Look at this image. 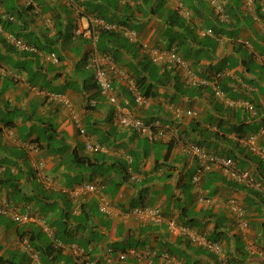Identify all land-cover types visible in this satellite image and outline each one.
<instances>
[{
  "label": "crops",
  "instance_id": "1",
  "mask_svg": "<svg viewBox=\"0 0 264 264\" xmlns=\"http://www.w3.org/2000/svg\"><path fill=\"white\" fill-rule=\"evenodd\" d=\"M11 15L15 20H9ZM91 15L137 31L138 42L100 34L97 50H116L117 68L127 76L135 69L153 83L152 95L143 105L134 102L126 76L113 82L117 103L97 90L93 68L86 64L94 45L88 38L72 36L75 25H87ZM10 34L28 48L13 45ZM140 41L178 50L180 42L188 53L192 77L184 68L144 66L149 59ZM217 75L221 96L214 93ZM119 107L147 122L159 120L171 127L173 137L150 143L121 127ZM243 122L247 134H255V144L264 150V0H0V176L5 166L21 174V199L7 202L23 212L25 198H33L28 208L39 214L43 205L49 223L68 205L76 213L83 206L88 214L78 229L77 223L68 222L69 243L55 235L54 226L46 233L34 222H15L0 214V264H79L70 244L87 249L88 260L95 264H105L106 247L114 255H126L112 264H218L219 255L171 234L169 219L192 220L190 224L205 237L216 235L226 264H264L261 193L246 182L233 181L221 169L193 182L196 159L185 151L193 142L232 151L238 155V168L264 182V162L260 165L247 157L253 156L249 147L236 137ZM54 127L69 147L62 156L48 153L45 143L36 141ZM88 140L100 143L101 150L88 151ZM29 145H37L38 153L29 151ZM74 147L97 160L88 168L68 164ZM130 154L136 155L139 166L128 168L129 178L116 187L120 162H130ZM38 158L43 171L56 178L50 188L35 175L33 161ZM82 182L101 183L99 194L109 202V212L101 209L99 194L65 191ZM40 189L50 195L41 197ZM5 195L0 187V209ZM231 198L248 220L247 227L239 226L241 217L229 205ZM140 204L160 208L163 220L149 223L130 212Z\"/></svg>",
  "mask_w": 264,
  "mask_h": 264
},
{
  "label": "built area",
  "instance_id": "2",
  "mask_svg": "<svg viewBox=\"0 0 264 264\" xmlns=\"http://www.w3.org/2000/svg\"><path fill=\"white\" fill-rule=\"evenodd\" d=\"M9 19H13L12 16H9ZM87 25H82L81 23H77L72 30L73 37H84L88 38L92 41L93 45L97 41V36L100 31H110L117 34L122 35L126 39L131 42H135L138 40L137 32L128 27L125 24L116 23V22H108L103 17L98 16H89ZM208 33H211V30H207ZM8 39L10 42L19 47L27 49L28 46L24 44V42L14 36L9 35ZM142 50L147 54L150 61L155 64H166L169 67L173 68H184L187 71V75L190 74L188 62L176 51L168 50L161 48L155 44H151L147 41H143L140 43ZM87 65L93 67V78L94 82L99 89L100 93L107 97V99L112 103H117V97L113 92L112 80L115 76L121 74L119 70L115 67L111 58L105 54L99 55L96 50L90 54ZM192 73L191 76L192 77ZM122 77H124L122 73ZM218 77V75L216 76ZM217 78H215L213 85L215 89V94L217 96H221L222 92L217 85ZM193 83L197 81L192 80ZM202 83V80L200 81ZM203 83H205L203 81ZM128 86L130 91L132 92L134 101L136 104H143L145 102V97L141 94V92L136 87L135 83L131 80L128 81ZM187 114H191V111H187ZM117 119L118 123L125 127L133 129L143 135H145L149 140H156L158 138L165 137L169 132L166 128H160L158 131H155L154 128L157 127V123H146L142 119L137 116H134L129 110H122L120 107L117 109ZM80 133L85 135L84 128H80ZM255 134H250L248 137L244 138L243 141L251 148V150L256 151L261 154L264 158V151L255 145ZM33 151H37V148L34 146H29ZM102 147L97 142L86 141V149L90 152H95ZM185 151L192 155L196 159V172L192 177L193 182H198L199 178L202 174L207 173L213 169H221L223 170L227 176L235 180L237 182H246V184L250 185L252 188L259 191L264 198V185L260 182L254 181L246 171H240L236 168L232 159L220 156L218 154H214L212 152H207L201 146L195 143H187L185 146ZM38 179H41L42 183L46 188H50L55 185V180L46 174H43V162L36 161L33 163ZM101 190V186L93 182H83L78 184L70 189H65L68 193L72 195H79L83 193H95L99 194ZM100 207L103 211H110V204L105 199L103 195L99 194ZM232 210L235 211L239 217V226L247 227L248 220L242 218V211L238 204L236 203L235 198H231L228 201ZM8 204H5L7 206ZM17 211L15 208H12ZM1 211V209H0ZM6 212L5 209L2 210ZM12 212L14 219L20 223H28V222H36L42 228V230L46 233H51V228L45 221V219L40 217H35L30 214V212ZM130 212L138 216L143 221L149 223H159L163 220L164 216L160 210V208L155 206L143 205V206H134L130 209ZM167 229L171 234L174 235H182L184 236L192 245L203 247L204 249L219 255V263L226 264L222 259V246L220 242L213 241L205 237L202 233H200L195 227L181 224L176 222L174 219H169L167 221ZM69 250L74 258L77 260L79 264H95L92 261L88 260L87 251L81 247H78L74 244L69 245ZM89 250V249H88ZM114 250L111 247H106L105 249V264H112L115 259L125 260V253L117 252L115 255L113 254ZM165 259H169L168 255L163 256ZM149 264H152L151 262Z\"/></svg>",
  "mask_w": 264,
  "mask_h": 264
},
{
  "label": "trees",
  "instance_id": "3",
  "mask_svg": "<svg viewBox=\"0 0 264 264\" xmlns=\"http://www.w3.org/2000/svg\"><path fill=\"white\" fill-rule=\"evenodd\" d=\"M12 16V15H11ZM93 16H95V15H93ZM13 17V19L11 20V19H9L10 21H13V20H15V16L13 15L12 16ZM99 17V16H98ZM106 20V19H105ZM107 21V20H106ZM108 22H110V21H108ZM8 25H10V23H8ZM100 34H102V36H104V35H111V36H115V37H117V38H121V37H123L122 35H120V34H117V33H114V32H110V31H100L99 32V34L98 35H100ZM17 37V36H16ZM123 38H125V37H123ZM126 39V38H125ZM127 40V39H126ZM99 44L101 45V46H103L102 45V43L101 42H99ZM177 46H178V48H179V50L180 49H182V50H180L181 51V53L179 52V50L178 49H176V48H173V47H169V48H167V49H174L178 54H180L183 58H185L186 59V57H187V51L184 49V48H182V46H181V44H180V42H178V44H177ZM101 52L102 53H104V54H106V55H108V56H110L111 57V59L113 60V62L114 61H118V59H117V51L116 50H112V49H110L109 51H106V48L105 47H103L102 49H101ZM151 61L150 60H148V61H146V62H144V66H149V65H151ZM153 64V63H152ZM168 69H170V70H173V69H175V68H171V67H169L168 66ZM127 78L128 79H131V80H133V82L135 83V85H136V87L138 88V90L141 92V94L145 97V98H147V97H149V96H151L152 94H151V91H152V89H153V83L151 82V83H149V81H148V79H147V77L145 76V75H143V74H141L140 72H138L137 70H135V69H133L132 71H131V73H130V75H128L127 76ZM166 78H167V76H166ZM168 79H169V77H168ZM250 109H252L253 111H255V108H253V106L251 105V107H250ZM142 119V118H141ZM143 121H145V122H147L146 120H144V119H142ZM158 122V123H160L159 122V120H153L152 121V123H154L155 124V122ZM161 124V123H160ZM244 125H245V122H243L240 126H239V128L237 127L236 129V131H235V133H236V137L238 138V139H240L241 140V138H243V137H248L250 134H253V133H250V134H247V132H246V129H244ZM240 129H241V131H242V134L240 133L241 131H240ZM85 130V129H84ZM245 133V134H244ZM146 138V137H145ZM36 141H41V142H43V143H45V149L48 151V153H54V154H58L59 156H62L63 155V153H65L68 149H69V147L65 144V141L62 139V140H60L59 139V136H58V133H57V131H56V128L54 127L51 131H49V133L48 134H45V133H43L42 135H39L38 137H37V140ZM241 142H243L246 146H248L246 143H245V141H243V140H241ZM193 143H195V142H193ZM195 144H197V145H199V146H201L202 148H204L202 145H200V143H195ZM99 145L101 146V144L99 143ZM256 145V144H255ZM102 147V146H101ZM249 147V146H248ZM256 147H258V148H260L262 151H264L260 146H258V145H256ZM41 148V147H40ZM207 152H212V153H214V154H218V155H220V156H225V157H228V158H230V159H232V161H233V163L235 164V166H236V163L238 162V160H237V157H238V155H236V154H233V152L232 151H229V150H227V151H221V150H217V149H215V150H211V149H206V148H204ZM101 149H99V150H97V151H95V153L96 152H99ZM247 150V152H249L250 154H252L253 156H251V155H246L247 157H249L251 160H254V161H258L259 162V164L260 165H263L262 164V161L264 162V158L261 156V154L260 153H258V152H256V151H253V150H251V148H247L246 149ZM93 153V152H92ZM255 153V154H254ZM98 154V153H97ZM130 158H131V160H130V162H128V161H122V162H120V167H122V170L120 171V172H118L117 173V175L121 178V180L118 182V183H116L115 184V186L116 187H118V186H120L122 183H123V181H125V180H127L129 177V175H128V168H131V169H137L138 168V164L136 163V155H134V154H130ZM95 160H97V159H92V157H90V156H85V155H82L80 152H79V150L76 148V147H74L73 149H71L70 150V165H73V166H81L82 168H88V167H90L91 165H93L92 164V162L93 161H95ZM138 161V160H137ZM264 166V165H263ZM236 168L237 169H239L240 171H246V170H244V169H241V168H238L237 166H236ZM11 169L12 168H8V167H6L5 166V168H4V171L1 173V176H0V187H3L4 189H5V198H6V200L7 201H11V202H15L16 203V198L18 199V198H20L19 196H21L20 194H21V189H20V187H19V179H20V175L21 174H19L18 173V171H17V173H13L12 171H11ZM247 172V171H246ZM248 174H249V172H247ZM99 175H102V176H104L105 175V173H103V172H100L99 173ZM33 177H34V174L32 175ZM249 176L254 180V181H257V182H260L261 184H263L264 185V182H262V181H260V180H257L256 178H255V176L253 177V175L251 176V174H249ZM55 179V178H54ZM233 181H235V180H233ZM83 183V182H82ZM95 183H97V184H99V185H101V183L100 182H95ZM79 184H81V183H79ZM40 185V184H39ZM78 185V184H77ZM242 187V186H241ZM41 190V189H40ZM41 192H42V194H41V197H44L45 195H47V196H49L50 195V193L49 192H43V190H41ZM45 193V194H44ZM21 199V198H20ZM33 200V198H30V197H26L25 198V201H26V204H25V210H23V212H25V211H28V210H30L31 211V215H37V214H35V211H32L31 209H30V206H29V208H28V206L27 205H29L30 204V201L29 200ZM37 199V198H36ZM18 204V203H17ZM143 205V204H142ZM33 206V205H32ZM16 206L15 205H13V206H11V205H7V206H5L4 205V207L1 209V211H0V214H3V215H9V216H11V218H12V220L13 221H15V222H18V221H16L15 219H14V217H13V215H12V212H14L15 210L14 209H12V208H15ZM67 209H65V210H63L62 212H61V215H58V217L55 219V220H53V221H51V223H49V221H48V218L46 217L47 215H45V213L47 212L46 211V209H44V206L42 205V207H41V210L43 211V212H39V215H41L42 217H44L47 221H48V223L51 225V226H54V228H55V230H56V233H55V235L56 236H58V237H60V236H64V243H69V242H71L72 241V239H70V235H71V233H70V229H69V223L68 222H73V223H77V225H76V229H78V224H80V223H85L86 222V220H87V212L86 211H84V207L83 206H81L80 207V210H79V212H72V209H71V206L70 205H68L67 207H66ZM3 209H5L6 210V212H3L2 210ZM17 211H18V209L17 208H15ZM17 211H15V212H17ZM23 212H21V213H23ZM192 220H190L189 222H180V223H183V224H188L189 226H192V224H190V222H191ZM68 224V225H67ZM33 229V228H32ZM32 232V235H33V230H31ZM37 234L39 235L40 234V232L38 231L37 232ZM222 234V232L220 233V235ZM208 239H210V240H213V241H217V242H220L219 241V238L216 236V235H214L213 237H211V238H208ZM69 245V244H68ZM46 248L50 251L51 249H50V247L49 246H46ZM83 249H85V248H83ZM86 251H87V249H85ZM88 252V251H87ZM40 254H42V252H40Z\"/></svg>",
  "mask_w": 264,
  "mask_h": 264
},
{
  "label": "clouds",
  "instance_id": "4",
  "mask_svg": "<svg viewBox=\"0 0 264 264\" xmlns=\"http://www.w3.org/2000/svg\"><path fill=\"white\" fill-rule=\"evenodd\" d=\"M101 17V16H100ZM116 23H120V22H116ZM121 24H125V23H121ZM125 25H127V24H125ZM128 26V25H127ZM128 27H130V26H128ZM131 28V27H130ZM133 29V28H132ZM73 30V29H72ZM135 30V29H134ZM136 31V30H135ZM137 32V31H136ZM138 35V34H137ZM74 38H76V37H74ZM139 39V38H138ZM128 40V39H127ZM97 41H98V36H97ZM97 41H96V43H95V46H94V49L96 50V52L99 54V55H101V54H104V53H102V52H100V51H98L97 50ZM129 41V40H128ZM131 42V41H130ZM135 42H138V40L137 41H135ZM141 42H143V41H140L139 42V45H140V47H141ZM148 42V41H147ZM150 43V42H149ZM151 44H153V43H151ZM155 44V43H154ZM155 45H157V44H155ZM158 46V45H157ZM160 47V46H159ZM162 48V47H161ZM94 49H93V51H94ZM164 49H167V48H164ZM141 50H142V48H141ZM168 50H170V49H168ZM171 50H174V49H171ZM93 51H91L90 53H89V56H90V54L93 52ZM175 51V50H174ZM142 52L147 56V54L142 50ZM106 55V54H105ZM89 56H88V58H89ZM108 56V55H107ZM110 57V56H109ZM148 57V56H147ZM88 58H87V61H88ZM111 58V57H110ZM148 59H149V57H148ZM185 59V58H184ZM112 60V59H111ZM150 60V59H149ZM186 60V59H185ZM187 61V60H186ZM112 62H113V60H112ZM114 63V65H115V62H113ZM153 63V62H152ZM87 64V63H86ZM153 64H155V63H153ZM156 65H161V64H156ZM163 65H165V64H163ZM88 66V65H87ZM188 66H189V64H188ZM88 67H91V66H88ZM115 67H116V65H115ZM93 68V67H92ZM117 68V67H116ZM118 70H119V72L121 73V74H119V75H117V76H115L114 78H113V80H112V87H113V82H114V80L115 79H117V78H124L125 76H126V79H127V84H128V81H130L131 79H128L127 78V75L125 74V72H123L121 69H119V68H117ZM93 73H94V71H93ZM122 73H123V75H124V77H122ZM217 78V85H218V87H219V89L221 90V88H220V84H219V81H218V77H216ZM93 80H94V78H93ZM132 82H133V80H131ZM95 83V82H94ZM95 86H96V84H95ZM96 88H97V86H96ZM97 90L99 91V89L97 88ZM113 90H114V87H113ZM100 92V91H99ZM114 92V91H113ZM221 92H222V94H223V91L221 90ZM214 93H215V90H214ZM101 94V93H100ZM216 95V94H215ZM217 96V95H216ZM146 99L147 98H145V101H146ZM135 102V101H134ZM145 103V102H144ZM143 103V104H144ZM143 104H138V105H143ZM188 111H191V110H188ZM131 112V111H130ZM132 113V112H131ZM187 113V112H186ZM133 114V113H132ZM191 114H192V111H191ZM191 114H187V115H191ZM134 115V114H133ZM134 116H137V115H134ZM137 117H139V116H137ZM140 119H141V117H139ZM146 123H152V122H146ZM155 123H157V127H155L154 128V130L155 131H158L160 128H166L167 130H168V134L165 136V137H163V138H168V137H173V130L171 129V127H169V126H165V125H162V124H160V123H158V122H155ZM119 124V123H118ZM120 125V124H119ZM121 126V125H120ZM121 127H123V126H121ZM125 128V127H124ZM127 129H130V128H127ZM130 130H133V129H130ZM133 131H135V130H133ZM137 132V131H136ZM139 133V132H138ZM139 134H141V133H139ZM142 136H144V137H146L145 135H143V134H141ZM178 136H176V138H177ZM147 138V137H146ZM244 138L245 137H243V138H241V140H244ZM148 139V138H147ZM159 139H162V138H158V139H156V140H149V141H151V142H154V141H157V140H159ZM29 146H31V145H29ZM29 146H28V150L29 151H31V152H34V153H38V151H39V147L37 146V145H32V146H34V147H36L37 148V151H33L31 148H29ZM36 161H42V159L41 158H38V159H35L34 161H33V163L34 162H36ZM43 162V161H42ZM33 167H34V165H33ZM43 167H44V163H43ZM34 170H35V175L37 176V173H36V169H35V167H34ZM42 172H43V174H46V175H49V174H47V173H45L44 171H43V168H42ZM49 176H51V175H49ZM38 177V176H37ZM52 177V176H51ZM53 179H54V177H52ZM55 180V182H56V178L54 179ZM40 183H41V185H43L44 186V184L42 183V181H41V179H39L38 180ZM93 183H95V182H93ZM97 184V183H96ZM99 185V184H98ZM76 186V185H75ZM99 186H101V185H99ZM45 187V186H44ZM46 188V187H45ZM101 191V190H100ZM259 192V191H258ZM5 204H8V202H7V200L5 201ZM9 205V204H8ZM135 206H143L142 204H140V205H135ZM150 206V205H149ZM134 207V206H133ZM132 208V207H131ZM19 211V210H18ZM19 212H21V211H19ZM26 212V211H25ZM28 212H30L31 213V211L30 210H28ZM32 214V213H31ZM33 216H35V217H40V218H43V219H45L44 217H42L41 215H39V214H37V215H33ZM45 221L47 222V224L50 226V224L48 223V221L45 219ZM177 222V221H176ZM34 223H36V222H34ZM178 223H180V222H178ZM37 224V223H36ZM181 224H183V223H181ZM39 225V224H38ZM185 225H188V224H185ZM40 226V225H39ZM41 227V226H40ZM192 227H194V226H192ZM50 228H51V226H50ZM197 229V228H196ZM41 230H42V228H41ZM43 231V230H42Z\"/></svg>",
  "mask_w": 264,
  "mask_h": 264
},
{
  "label": "rangeland",
  "instance_id": "5",
  "mask_svg": "<svg viewBox=\"0 0 264 264\" xmlns=\"http://www.w3.org/2000/svg\"><path fill=\"white\" fill-rule=\"evenodd\" d=\"M138 140H139V138H138ZM139 141H140V142L142 141V143H144V144L147 145L148 147L150 146V143H152L151 141H150V143H149L148 140H145V139H140ZM69 157H70V155L68 154V155H67V163H68V164H70V161H68ZM218 264H220V263L218 262Z\"/></svg>",
  "mask_w": 264,
  "mask_h": 264
}]
</instances>
